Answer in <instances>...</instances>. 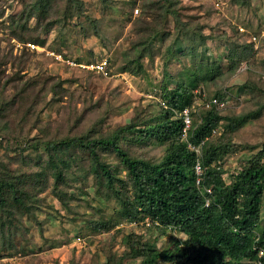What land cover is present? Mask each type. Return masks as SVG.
<instances>
[{
  "label": "rangeland",
  "instance_id": "rangeland-1",
  "mask_svg": "<svg viewBox=\"0 0 264 264\" xmlns=\"http://www.w3.org/2000/svg\"><path fill=\"white\" fill-rule=\"evenodd\" d=\"M78 1L82 12H74L69 6L64 9L62 20L55 21L49 30L44 29L47 19L39 24L34 18L29 19L24 35L44 40L43 45L32 42L36 45L32 48L28 40L19 42L11 31V17L21 11V0H0V163L11 170L32 172L45 167L47 150L43 146L31 147L29 139H59L83 133H92L95 137L127 123L135 107L150 110L153 103L160 100L163 76L160 50L166 44L161 34L171 35L175 31L172 17L152 39L153 59L143 58L146 73L136 75L115 69L124 63L123 51L128 49L129 40L139 37L134 30L140 25L135 16L144 6L150 19L156 18L159 12L148 7L149 0H112L109 7L102 5L100 0ZM176 7L181 17L192 23L208 18L203 31L211 38L199 50L203 56L218 59L220 64L221 75L208 84H198L197 89L205 93L220 89L224 92L225 109L233 113L261 106L257 118L242 124L232 134L233 149L221 161L226 171L224 179L229 182V174L238 171L264 140V0H247L241 6L231 0H178ZM94 18L102 22L105 42L94 34L91 21ZM253 35L256 41L251 40ZM190 37V32L183 33L179 41H188ZM231 41L239 47L252 43L247 56L236 59L229 55L227 48ZM9 49L12 54L5 55ZM99 61L109 64L106 75L83 66ZM180 67L179 60L168 65L169 89ZM30 82H36L35 87L21 94L20 88ZM243 83L249 85L241 88ZM15 95L19 98L15 99ZM202 100L195 98L192 103L198 111L202 109ZM35 102L34 115L24 117L25 107ZM197 117L193 115V119ZM37 118L41 123H35ZM221 131V127L217 128L211 137L219 138ZM225 138L223 135L221 139ZM137 150L146 158L158 152L151 142L139 143ZM100 156L112 171L125 177L113 152H102ZM74 163L79 165L76 170L82 171V175L66 180L63 200L51 190L52 178L48 174V186L38 194L39 206L33 209L35 217L31 216L23 224L26 229L14 238L0 225V264H101L108 251L116 256L123 253L120 237L130 231L158 248L170 247L174 237L186 238V234L178 230H154L146 224L150 222L148 216L139 221H126L117 211L119 205L115 196L106 186L98 185L93 173L87 174L83 169L89 164L88 160L76 155ZM31 204L30 208H34L36 201ZM259 206L261 222L264 191ZM97 217L111 218L116 221L114 227L94 230L89 222ZM2 233L7 235L5 242ZM122 262L134 263L126 257Z\"/></svg>",
  "mask_w": 264,
  "mask_h": 264
},
{
  "label": "trees",
  "instance_id": "trees-1",
  "mask_svg": "<svg viewBox=\"0 0 264 264\" xmlns=\"http://www.w3.org/2000/svg\"><path fill=\"white\" fill-rule=\"evenodd\" d=\"M60 1L62 3L57 0H21V11L11 17L13 36L19 42L28 40L43 45L44 40L38 36L27 38L24 35L30 18H34L37 24L47 19L44 29L49 30L55 21L62 20L64 9L69 6L77 13L83 10L78 0ZM149 1L148 7L159 14L156 18H148L149 12L144 6L135 16L140 25L134 30L139 37L129 40L128 49L123 51L124 63L117 65L115 70L145 74L143 58L153 59L152 39L162 31L163 23L172 17L175 31L171 35L161 34L166 44L160 50L163 65L160 100L155 101L150 110L135 107L134 115L127 123L95 137L92 133H83L59 139H29L31 147L43 146L47 150L45 167L20 172L0 163V225L16 238L18 232L25 228L24 222L31 216L35 217L33 209L39 206L38 194L48 186V174L52 178L51 190L63 200L65 194L62 190L66 180L82 175V171L78 173L76 170L79 165L74 163L75 156L81 155L89 162L83 167L85 172L93 173L98 185L106 186L115 196L119 205L117 211L126 221H139L148 216L152 221L151 228L158 232L168 228L186 234L183 240L174 237L170 247L158 248L142 239L140 234L130 231L120 237L123 253L116 256L108 251L105 262L101 264H124V257L133 259V264H264V253L258 255V250L264 249V219L260 222L259 206L264 191V140L258 151L245 160L238 171L229 174V182L225 181L226 171L221 166L222 159L233 149L232 134L242 124L257 118L261 106L236 113L226 107L218 109L212 106L200 115V120H193L194 128H190L187 136L194 144L203 141L202 158L206 166L204 178L197 185L193 168L195 153L180 137L182 121L172 108L178 110L192 105L195 98L202 101L212 97L223 100L224 92L218 88L207 93L197 89L198 84H208L221 75L218 59L203 56L202 50H199L211 38L203 31L208 18L192 23L181 17L176 7L178 0ZM231 1L239 6L247 2ZM100 2L106 7L112 4V0ZM91 21L95 36L105 42L101 20L94 18ZM186 32L191 33L189 40L179 41ZM229 45L228 54L241 59L247 56L252 43L239 47L231 41ZM9 50L4 54H12V49ZM174 60H179L181 67L173 75V87L169 89L166 74L169 72L168 65ZM35 85L36 82L26 83L20 88V93ZM248 85L243 83L241 88ZM19 95L14 98L18 99ZM161 100L167 103V107L161 105ZM35 106L37 102L26 106L24 117L33 116ZM37 121L40 122L39 118L35 119V123ZM219 127L222 129L220 137L212 138L213 131ZM222 134L226 135L225 139H221ZM143 142L154 143L158 152L148 158L141 156L137 145ZM102 152H113L125 177L109 168L100 156ZM204 186L211 188L207 204ZM32 201H36L34 208H30ZM115 222L111 218L97 217L89 225L94 230L99 227L107 230L114 227ZM5 235L2 233L3 242L7 241Z\"/></svg>",
  "mask_w": 264,
  "mask_h": 264
},
{
  "label": "built area",
  "instance_id": "built-area-1",
  "mask_svg": "<svg viewBox=\"0 0 264 264\" xmlns=\"http://www.w3.org/2000/svg\"><path fill=\"white\" fill-rule=\"evenodd\" d=\"M137 12V8H135V11ZM239 29L241 31H243V27H239ZM251 40L256 41V37L255 35H253L251 37ZM30 47H36V45H34L33 43H27ZM82 65V64H80ZM87 68H90L92 70H96L97 72H100L104 75H106L107 72V63L106 61H99V62H95V63H89L87 65H83ZM161 105H163L164 107H167V103L164 100H161ZM212 106H215L216 108H220V107H224L225 106V100L222 99H218L216 97H212L209 100L203 101L201 104V111H198L195 106L193 105H185L183 106L181 109H175L172 108L174 114H176L177 116H179L181 118L182 121V126H181V132H180V137L187 142V146L194 151L195 153V162H194V172L196 174V178H195V183L197 185H199V183H201L200 181L204 178V172H205V168L206 166L203 165V158H202V144L203 141H200L198 144H194L191 143L190 140L188 139V131L190 130V128H194L193 125V115L197 114L198 115V120H200V115L210 109ZM196 118V119H197ZM203 191L205 192L206 198H205V204H207L209 202V194L211 192V188L209 186H204L203 187ZM152 223V221L150 220V222H147V225H150ZM77 239H80V236H77ZM264 250L260 249L259 250V254H263Z\"/></svg>",
  "mask_w": 264,
  "mask_h": 264
},
{
  "label": "clouds",
  "instance_id": "clouds-1",
  "mask_svg": "<svg viewBox=\"0 0 264 264\" xmlns=\"http://www.w3.org/2000/svg\"><path fill=\"white\" fill-rule=\"evenodd\" d=\"M260 249H263V248H260ZM260 249H259V250H260ZM259 250H258V255H259V256L263 255V254H261V255L259 254ZM263 250H264V249H263Z\"/></svg>",
  "mask_w": 264,
  "mask_h": 264
}]
</instances>
